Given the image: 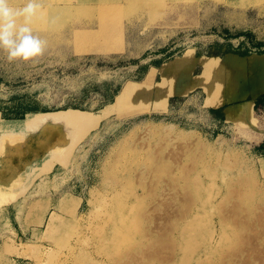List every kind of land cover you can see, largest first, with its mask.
I'll return each mask as SVG.
<instances>
[{"label": "rangeland", "instance_id": "obj_1", "mask_svg": "<svg viewBox=\"0 0 264 264\" xmlns=\"http://www.w3.org/2000/svg\"><path fill=\"white\" fill-rule=\"evenodd\" d=\"M51 2L67 9L33 20L48 42L43 56L9 61L0 51L5 157L18 132L66 124L61 143L23 160L0 208V264H240L223 252L244 234L264 242V151L253 130L208 105L235 97L212 87L214 73L263 69L257 55L239 53L264 40V0ZM70 109L88 116L26 121ZM236 203L248 225L231 212L222 225Z\"/></svg>", "mask_w": 264, "mask_h": 264}, {"label": "crops", "instance_id": "obj_2", "mask_svg": "<svg viewBox=\"0 0 264 264\" xmlns=\"http://www.w3.org/2000/svg\"><path fill=\"white\" fill-rule=\"evenodd\" d=\"M248 43L249 46L253 48V50L246 53H235L248 56L257 55V58H260L259 60H261L263 63V69L259 67L249 66L246 69H224L222 71H218L222 74L223 77H225V80H220L221 83H218L219 79L216 75L218 72L214 73L211 78L212 87H216L218 84H220L219 87L221 89V97H226L229 94L230 90H234L235 97L234 99L225 100L223 103H220L218 105L209 104L208 108L212 111H215L216 113L221 115L222 118L232 122L233 124H237L241 127L253 130L258 138H260L261 150L264 151V81L261 85H259L260 87H263L262 90L255 92L264 72V40H252V43H250V41H248ZM198 67L200 71V66ZM158 75L160 78L159 73H157L156 78L158 77ZM171 79L173 87L179 85L182 81V77L179 75H174ZM193 90H190L189 92ZM242 92H245L246 95L242 96ZM153 93L156 95L154 91ZM186 94L170 93L169 100L171 96H183ZM65 125L66 124L51 130L37 128L35 130H24L18 132V136L16 137L20 138L19 141L21 143L19 142V144L17 145H13L12 147L10 146V150L14 152V154L10 158L5 157L6 154L4 150H1L0 147V208H7L9 205V196H11L10 193L14 192L15 177L17 176L18 172L21 171V167L24 162L23 160L30 159L33 153H36L37 156L43 154V152L41 153V150L45 151L52 144L57 143L58 140L61 143V140L59 138L62 135V128ZM2 131L3 130L0 129V134ZM41 139L47 141V143H40ZM48 144L50 146H48Z\"/></svg>", "mask_w": 264, "mask_h": 264}, {"label": "clouds", "instance_id": "obj_3", "mask_svg": "<svg viewBox=\"0 0 264 264\" xmlns=\"http://www.w3.org/2000/svg\"><path fill=\"white\" fill-rule=\"evenodd\" d=\"M42 7L41 0H25L20 7L0 0V51L9 61H34L44 55L48 42L31 26Z\"/></svg>", "mask_w": 264, "mask_h": 264}, {"label": "bare ground", "instance_id": "obj_4", "mask_svg": "<svg viewBox=\"0 0 264 264\" xmlns=\"http://www.w3.org/2000/svg\"><path fill=\"white\" fill-rule=\"evenodd\" d=\"M47 1L48 2H45V3L42 4V6H43L42 7V11H41V13L36 18H44L43 16L46 13H51L53 15L54 13H56L58 11L59 12H63V11H65L67 9V6L66 5H61V3L60 4H57L56 2L53 3V2H51L52 0H47ZM127 1H129V0H127ZM24 3H17L16 2V3H13V5L16 6V7H20V6H23ZM87 116H88V114H85L83 112H79V111H77L75 109H72V110L70 109V110H63V111L61 110L60 112H46V113L45 112H41V113L38 112V113H33L32 115H30L26 119V121L28 122L27 123L28 125H32V126H35V127L36 126H40V125L49 126V125H53V124L60 123L61 121H65V122H78L80 120H83V119L87 118ZM202 145H204V144H202ZM179 156L177 154V158H180L181 157V156L180 157ZM186 191H188V190H186ZM231 191H235L236 193H238V190H236L235 188H233ZM187 198H191V197H187ZM69 201H70L69 198H65L63 200L62 204H64V205L65 204H68ZM168 201H170V200H168ZM191 202H193V201H190V203ZM170 204H172V203L170 202L169 205ZM188 208L189 207H186L183 212H178V210H175V211H177L179 215L184 216V215H186V214L189 213L188 212L189 211ZM229 212H231V215L233 216V218L231 220L232 223L236 221L237 225H239V224L248 225L249 221H247L246 219H241L242 217L241 218L238 217V215L240 214L239 213L240 210L238 208L237 203L234 204V207H231L228 212H225L224 214H222V218H219L218 221L222 225H225L226 223H229V221H230L229 218H228V215L230 214ZM184 228H185V230L188 229V231H189V230H191L192 227L189 226V228L188 227H184ZM224 230H226V229H224ZM226 232H228V231L226 230ZM213 235H214V233L211 235V237ZM222 236H223V234H222ZM252 237H253L252 235H248V234L242 235L240 237V242L237 244V246L235 245V247H233V248L225 249L224 252H223L224 253L223 255L225 257H228L229 255H237L238 256V260L240 261V264H252V263H254V260L256 258L259 259V263L258 264H264V242L258 241L259 244L257 242L254 243L251 240ZM193 247L195 248V246H193ZM159 252H161V250H156L157 255L159 254ZM221 262H222L221 264H226L227 263L225 260H222Z\"/></svg>", "mask_w": 264, "mask_h": 264}]
</instances>
